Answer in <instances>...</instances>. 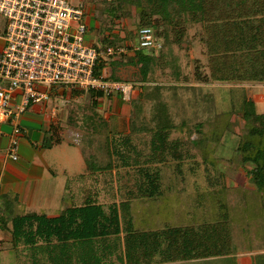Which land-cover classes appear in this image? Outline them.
Listing matches in <instances>:
<instances>
[{
    "label": "rangeland",
    "instance_id": "obj_1",
    "mask_svg": "<svg viewBox=\"0 0 264 264\" xmlns=\"http://www.w3.org/2000/svg\"><path fill=\"white\" fill-rule=\"evenodd\" d=\"M69 1L74 6L85 4L88 36L102 48L108 44L103 38L132 42L143 24L141 8L149 10L147 0ZM180 29L185 31L184 38L177 43L174 34ZM156 30L166 31L171 40L152 54L156 60L146 78L140 65L122 56L103 72L136 85L129 100L107 97L102 102L90 91L69 93L67 121L62 128L77 143V148L64 146L72 151L69 160L79 163L74 157L78 152L82 158L84 153L92 171L87 176L96 175L97 181H102L97 188L103 191L104 208L107 213L117 208L124 230V202L130 204L134 226L141 231L170 227L200 231L206 225L227 221L231 245L224 256L178 264H264V192L251 175L254 165L244 162L238 149L251 126H262L261 121L244 118L242 104L249 100L250 89L244 82L199 80L209 72L208 48L205 25L192 15L172 12L170 20L162 21ZM161 105L167 107L173 125L170 141H181L179 156L171 150L166 160L148 163ZM145 173H158L156 192ZM90 185L93 189L94 183ZM32 255L28 246L19 242L2 250L0 264H34ZM39 256L43 264H49L47 255ZM156 261H162V256L158 254Z\"/></svg>",
    "mask_w": 264,
    "mask_h": 264
},
{
    "label": "trees",
    "instance_id": "obj_2",
    "mask_svg": "<svg viewBox=\"0 0 264 264\" xmlns=\"http://www.w3.org/2000/svg\"><path fill=\"white\" fill-rule=\"evenodd\" d=\"M248 1H252L251 5ZM147 2L149 10L141 8L144 20L138 30L145 26L154 29L155 38L162 43V48L171 39L166 31H159L156 28L159 29L162 21H169L172 12L179 16L188 13L197 21L204 23L207 53L210 56L209 72L204 76L201 74L199 80L205 83L264 81V0H147ZM258 15H263V18L256 24L255 16ZM155 16L160 19L157 17L151 22ZM171 21L173 23L174 20ZM137 32L132 42L123 43L122 38L116 37V40L103 38V43L108 42L104 48L126 45L131 49L120 58H131L132 63L140 65L143 78H146L156 59L155 55H152L154 52L148 53L149 50L143 48L135 49L139 45ZM184 32V29L176 30L173 41L181 42ZM115 59L118 57H100L96 73L102 74ZM246 64L251 65L253 70H247ZM106 79L123 81L114 73L106 76ZM94 94L106 97L103 92ZM161 106L158 118L160 123L158 128L152 131L148 163L166 160L171 150L177 158L179 156L181 141H170L173 125L167 107ZM242 109L247 121H261L263 126H251L244 134L238 149L243 161L254 165L251 175L259 190L264 192V113L257 112L252 100L245 101ZM136 163L139 161L136 160ZM145 175L149 179L150 188L156 192L158 186L155 180L158 173ZM128 206V202L123 203L125 210ZM11 209L8 208L6 218L0 216V223L4 227L7 219L12 221L15 243L23 242L28 246L33 252L34 264L44 263L39 254L47 255L49 264H112L108 258L113 246L108 242V238L121 232L120 215L116 207L112 208L111 213H107L102 204L90 201L83 206L69 208L58 217L36 212L14 214ZM229 227L227 221L221 220L215 225L204 226L200 231L179 227H170L162 231H138L134 229L132 222H129L125 236L126 263L150 264L158 254L162 256L164 262L224 256L227 253L226 249H230L231 245L228 244Z\"/></svg>",
    "mask_w": 264,
    "mask_h": 264
},
{
    "label": "built area",
    "instance_id": "obj_3",
    "mask_svg": "<svg viewBox=\"0 0 264 264\" xmlns=\"http://www.w3.org/2000/svg\"><path fill=\"white\" fill-rule=\"evenodd\" d=\"M85 4L69 0H0V15L8 19L6 46L0 53V123L13 128L10 156L18 159L21 119L32 104L51 99L58 86L78 91L118 94L129 100L135 84L97 74L100 57H119L126 45L98 48L88 36ZM135 49L162 47L151 27H141Z\"/></svg>",
    "mask_w": 264,
    "mask_h": 264
},
{
    "label": "crops",
    "instance_id": "obj_4",
    "mask_svg": "<svg viewBox=\"0 0 264 264\" xmlns=\"http://www.w3.org/2000/svg\"><path fill=\"white\" fill-rule=\"evenodd\" d=\"M248 2L251 5L252 1ZM262 18L263 15L255 16L256 24ZM7 25L8 19L0 15V53L6 46ZM90 39L94 41L92 36ZM209 58L208 54V64ZM246 67L247 70H253L251 65L246 64ZM244 83L243 86L250 89L249 100L255 103L258 113L260 110L263 111L261 113H264V81H246ZM71 92L64 86L55 87L51 91L49 101L32 104L24 113L21 119V132L17 134L19 139L18 159H12L9 154L14 132L12 125L5 121L0 123V216L6 218L9 207L12 208L11 211L14 214L36 212L49 217H58L64 214L67 209L83 206L90 201L103 205L101 199L104 196L103 191L97 188V185H101L102 181L98 182L96 175L90 178L87 176V173L92 171L88 168L84 153L81 154L84 159L78 152L76 153L74 159L79 163L74 164L69 160V154L72 151L64 147L67 144L72 147L77 146V143L67 137V134L71 133L66 128H62L65 125L63 121H67L65 120V113L68 111L66 103H70L69 93ZM107 97L96 96V99L103 102ZM109 97L115 101L121 96L115 94ZM81 159L84 160V163ZM89 182L94 183L93 189H91V185L90 188L87 186ZM126 208L128 228L129 222H132L134 226V221L129 211L130 204ZM7 220L4 227L0 223V253L2 250L13 248L16 244L12 233V221ZM127 228L124 230L121 227L119 234L110 235L108 238V242L113 246L108 258L112 264H127L125 256L127 232L124 235ZM134 229L137 230L135 226ZM114 239H118L119 242L113 241ZM156 258L157 256L154 258L155 261L153 260L150 264H178L196 260L157 262ZM210 258L213 257L198 258L196 261H208ZM238 264H242V262H238Z\"/></svg>",
    "mask_w": 264,
    "mask_h": 264
}]
</instances>
